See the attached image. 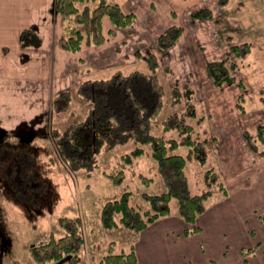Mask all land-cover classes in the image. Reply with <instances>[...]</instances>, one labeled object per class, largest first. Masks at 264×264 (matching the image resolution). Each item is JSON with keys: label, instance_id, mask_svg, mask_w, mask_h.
Segmentation results:
<instances>
[{"label": "rangeland", "instance_id": "obj_1", "mask_svg": "<svg viewBox=\"0 0 264 264\" xmlns=\"http://www.w3.org/2000/svg\"><path fill=\"white\" fill-rule=\"evenodd\" d=\"M237 1L231 0L232 8H229L231 11L235 9ZM241 1L251 3V12L248 8H245V10L248 11L247 15L252 14V18L248 16L244 18V12L235 16L232 15L230 10L224 8L217 9L216 6L214 8L202 7L208 8L212 12V17L205 20L211 21V25L207 23L210 30L205 28L207 25H202L193 16L194 12L202 8L196 9L191 14L183 17L182 12L172 4V26L180 27L181 35L168 50L156 49L153 46L154 39L164 33L160 30L156 31L157 34L152 33L151 39H147L148 44L144 41L142 44L138 43V40L135 39L127 48H119L118 46H111L108 41L104 42L109 44V47L111 46L110 49H107L110 53L109 64L108 62L107 64L101 63L103 55L99 60L98 54L92 56V60H87L89 53L86 51L91 50L86 48L92 45L86 43L82 46L85 51L81 49L78 52H72L62 49L66 52L80 53L78 54L80 64L79 68L76 69L77 73H75L73 79L70 78L69 82L64 84V86L69 85L66 90L74 93L71 107L68 110L54 111L52 101L58 93L44 99L45 110L47 111L45 113H43L44 108L42 107V110L38 108L37 112L34 110H29L24 114L14 110L10 112V109L6 107L8 101L5 100L6 106L0 107V126L10 133L11 140L15 137L27 139L22 134L14 136V129L17 126L18 129H21L22 126L19 128L21 122H29L33 118L41 117L37 127L40 125L43 127L34 130L33 136H28V139L35 146V151L33 153L28 151L31 163L30 167H27V172L29 180L31 177H35L36 182H42V186L45 183L51 185L55 193V201L52 207L43 206L40 208V212H34L25 205L20 204L14 197H10V201L0 198V220L4 231L11 240V245L1 256L0 264H71L67 260L39 262L34 258L31 251L33 244L45 241L51 233L62 234V230L58 225V218L63 215H80L84 221L83 230L86 241L82 259L78 264H99V259L107 253V244L113 240L117 243L116 252H121L123 249L128 251L137 238L140 237L141 231L130 230L124 226L106 230L100 223L99 210L102 204L107 199L119 196L124 191V187L133 191L135 202L141 200L143 191L160 192L164 189L162 178L158 173L157 163L149 152L137 157L131 163L122 160L121 155L134 147L133 141L116 145L113 148L105 145L99 154L100 165L91 173L82 169L72 171L61 158L52 130H62L70 123L78 122L87 116L90 104L76 93L78 85L84 79L108 77L117 70L124 72L135 69L151 71L153 69L151 66L156 63L155 71L166 87V101L163 110L154 121L152 131L166 137L176 135L175 132L164 130L160 122L169 113L184 109L183 101L177 104L171 102V88L179 89L182 93V99H184L185 86H189L193 90L194 100L197 103L196 128L201 132L202 138H208L209 149L213 142L211 138L214 136H212L208 118L214 117L210 122H214L213 126L220 125L218 128L222 127V132H226V130L221 125L225 122H232L236 130L243 131V136L245 130L254 132L258 125L264 124V0ZM223 14H226L228 18L224 17ZM196 23L198 24L196 25ZM132 28L133 26H130L124 28V30H118H123L121 32L122 37L129 38V41H131ZM110 36L115 35H109L108 38ZM124 38L122 39L124 40ZM241 42H248L251 45V52L244 59L234 57L231 52V45ZM149 53L152 54L148 58ZM224 59H227L230 73L236 79L218 86L208 74L207 63ZM232 63H234V67H232ZM85 66L94 67L95 70L87 74L84 72ZM71 69L66 68L60 72L55 66L54 71L49 75V81L53 84L55 79H65L71 73ZM23 70H25V73H31L32 70L42 72L43 67L40 63L33 62L26 64ZM207 75L214 89L212 94L207 91L212 89L211 86L204 82ZM207 94L209 96H206ZM26 100L30 101L27 97ZM39 100L41 98L37 99L38 102ZM16 104L21 105L22 103L18 100ZM219 106L222 108L220 109L221 116L217 114ZM242 109L245 111H242ZM200 116L202 119L197 121ZM219 117L222 119L220 120ZM28 124L32 126L33 123ZM23 129L28 131V129ZM248 148L255 154L256 159L258 157L263 158L254 152L249 145ZM179 151L184 154L187 153L184 147H181ZM237 156L241 157V155ZM237 158L235 157L233 163L231 162L228 167L226 162L223 165L226 164L225 167L231 168L233 172L241 168L246 169L247 166L244 165L243 160L236 161ZM222 167H220L219 161L212 153L209 154L205 164L194 159L190 160L187 166L188 184L191 193H201L206 189H211L212 195L208 200V205L213 204L217 207V210H210L207 213L206 210L204 212L206 214L200 218L198 225L201 227V234L187 239V241H197L195 242L197 245L201 243L197 250L194 248L192 251L195 264H206L204 258L207 256L213 258L214 262L212 264H226V257L222 255L223 237L221 231L224 228V231L228 229L226 237L227 242L230 243L227 259L236 263L240 262L238 247L241 245H245V247L254 246L256 241L261 239L264 231V222L259 219L260 215L263 214L262 209L264 206V167L258 166V169H254L252 176L247 177V186L241 185L231 178L227 179L223 174ZM119 168H123L126 172L125 181L122 185L115 184L104 173V171ZM207 168H214L223 174L221 179L225 181L229 189L231 187V198L224 204L219 203L220 198L225 196L224 192L218 184L212 186L208 184L205 178L204 172ZM250 171L251 169L247 170L248 173ZM139 173H145L155 177V179L151 185L146 186L140 179ZM255 208L256 211H253ZM176 211H178V202L174 198L171 200L170 214ZM244 227L254 228L257 232L255 237L248 235ZM224 244H226V241ZM155 245L154 239L149 243L150 247L147 246L149 255H151L152 246Z\"/></svg>", "mask_w": 264, "mask_h": 264}, {"label": "trees", "instance_id": "obj_2", "mask_svg": "<svg viewBox=\"0 0 264 264\" xmlns=\"http://www.w3.org/2000/svg\"><path fill=\"white\" fill-rule=\"evenodd\" d=\"M55 10L63 22L58 44L61 49L72 52L80 51L84 43L101 45L109 35H116L118 29L133 26L137 21L135 13L126 12L120 2L112 0H55ZM193 16L207 20L212 17V12L202 8ZM105 19H109L114 27L108 31V35L103 28ZM180 35V27L171 25L159 36L158 47L170 49ZM20 43L24 48H39L42 38L36 31L24 29ZM231 52L234 57L244 59L251 52V45L248 42L234 43ZM227 63V59L207 63L208 74L218 86L236 79ZM151 67V71L117 70L108 77L84 79L76 93L90 104L87 116L62 130L53 129V138L59 155L72 171L82 169L91 173L100 165L99 154L105 145L113 148L128 141H133L134 147L121 155L123 161L131 163L146 152L156 161L164 189L160 192L143 191L141 200L135 202L133 191L124 187L119 196L107 199L100 209V223L106 230L124 226L142 231L156 220L168 216L171 213V200L175 198L179 215L193 225L186 233H195L200 230L195 224L207 210L212 190L191 193L187 166L194 159L206 163L209 140L202 138L196 128L197 103L189 86H185L184 99L179 89L171 88V102L177 104L183 101L184 109L169 113L160 122L164 130L176 135L166 137L152 131L156 117L165 106L166 87L155 71L156 63ZM73 96L70 90L59 92L52 101L54 111L68 110ZM201 119L200 116L197 121ZM244 138L250 148L264 158V124L258 125L254 132L245 130ZM181 147L186 148V154L179 151ZM104 173L117 185L125 181L123 168ZM204 174L208 184H218L224 194H228V188L217 170L207 168ZM139 177L146 186L155 179L145 173H139ZM58 225L62 234L51 233L45 241L31 246L34 258L39 262L67 260L71 264L80 263L86 241L82 217L63 215L58 218ZM116 244L114 240L107 244V253L99 259V264H139L134 243L130 250L123 249L121 252L115 251ZM249 251L252 252L247 250L246 254Z\"/></svg>", "mask_w": 264, "mask_h": 264}, {"label": "crops", "instance_id": "obj_3", "mask_svg": "<svg viewBox=\"0 0 264 264\" xmlns=\"http://www.w3.org/2000/svg\"><path fill=\"white\" fill-rule=\"evenodd\" d=\"M112 1L120 2L126 12L135 13L137 17V22L132 28L133 31L131 33V41H129V38L125 39L122 37L121 32L124 29L118 30L115 36H110L108 38L107 41L110 42L111 46H118L119 48H127V46L132 44L135 39L138 40V43L142 44L144 41L148 44L149 42L147 39H151L152 33L157 34L156 31L158 30L165 32L169 26L172 25V4L182 12L183 17H186L187 14H191L194 10L205 6L208 8H214L216 6L217 9L224 8L226 10H230L232 8L231 0ZM250 4L251 3L249 2H242L241 0H238L235 9L230 11L232 12V15L235 16L244 12V18H246V16L252 18V14L247 15L248 11L245 10V8H248L249 12H251ZM223 16L228 18L226 14H223ZM196 19H198L197 21H199L202 25H207L205 28L210 30V27H208L209 25L207 24L209 23L211 25L210 20L205 21L199 18ZM197 24L198 23H196V25ZM103 28L106 35L110 29H113V24L109 19H105ZM24 29H32L33 31L39 33L42 38V45L39 48H24L21 45L20 37ZM62 30L63 22L61 16L56 13L55 0H0V107L6 106L5 100H7L8 103L6 107L10 109V112L14 110L24 114L29 110L37 112L36 110H38V108L41 110L44 108L45 110V98L47 99V97L52 96L54 93L57 94L68 88L69 85L67 84L64 86V84L68 83L70 78L73 79L75 73H77L76 69L79 68L80 64L78 54L80 53L66 52L60 49L58 46V39L62 34ZM194 36H196V34H194ZM121 37L124 38V40ZM158 38L159 36L154 39L153 46H155L156 49H160L157 43ZM187 42L192 44L194 43L189 41ZM111 46L109 47V44L104 43L102 45H94L86 48L91 50L86 51L89 53L87 60H92V56L98 54L99 60L103 55V61L101 63L107 64L108 62L109 64L110 53H108L107 49H110ZM84 49L85 48L83 47L82 51ZM33 62H36L37 64L40 63L43 67V71L37 72L36 70H32L31 73H25V70L23 69L26 64L28 65ZM55 66H57L60 72L66 68L72 69L71 73L68 74L65 79H55L52 84V82L49 81V75L52 71H54ZM92 70H95V68L90 66L84 67V72L87 74ZM204 82L212 88L208 75L205 77ZM213 90L214 89L212 88L210 91H207L212 94L214 93ZM206 96H209V94ZM26 97L30 99V101H27ZM22 98H24V100H22ZM39 98H41V100L38 102L37 99ZM18 100L22 103L21 105L16 104ZM220 109L222 108L219 106L217 108V114L219 116H221ZM44 110L43 113L47 112ZM40 118L41 117L33 118L29 122H21L19 124V128L22 126V130L18 129L17 126L14 131L22 133L24 131L23 128H25L34 134V130L41 129L43 127L41 125L37 127ZM213 118L214 117L208 118V122L210 124L209 127L211 129L212 136H214L212 138L210 137L213 142L209 149V154L212 153L213 156L217 158L220 163V167H222L225 162L228 167L231 162L233 163L235 157H238L236 161L243 160L244 165L247 166L244 170L241 168L240 170L233 172L231 168L225 167L226 164H224L221 169L227 179L231 178L232 180L237 181V183L247 186V177L249 178V175L252 176L254 169L258 166L264 167V159L260 157L256 159L257 157H255V154L248 148L247 141L242 134L243 131L240 132L236 130L232 122L223 123L221 126H223L226 132H222V127L218 128L220 125L216 124V126H213L212 124H214V122H210ZM221 119L222 118H220V120ZM28 123L33 124L31 126V124ZM237 155H241V157ZM248 169H251L249 173L247 172ZM223 174L220 173V175ZM227 188L228 194L220 198L221 200L219 203L221 204H224L231 198V187L230 189L229 187ZM210 210H217L216 205L211 204L208 206L206 213ZM253 211H256V208ZM262 211L263 214L260 215L259 219L261 222H264V206ZM206 213H203L198 217L195 225L199 226L198 222L200 218ZM192 226V224L186 222L179 215L178 211L172 212V214L162 217L150 224L146 229L140 232V237L137 238L134 243L139 258V264H195L192 251L194 248L197 250L201 243L197 245L195 244L197 241H187V239L201 234L202 230L199 226L200 230L198 232L186 233V230ZM224 229L221 231V235L223 237L222 255L226 257V264H264V231L262 232L261 239L257 240L254 246L245 247V245H241L238 247V257L240 262L236 263L227 259L228 252L230 250V243L227 242L226 237L228 229L225 231ZM244 229L248 235L255 237L257 232L254 228L244 227ZM154 239L156 245L152 246V249L150 250L151 255H149V249L147 248L150 247L149 243ZM225 241L226 244H224ZM247 250H251L252 252L249 251L246 254L245 251ZM252 259L254 261H251ZM204 262L206 264H212L214 260L213 258L207 256L204 258Z\"/></svg>", "mask_w": 264, "mask_h": 264}, {"label": "flooded vegetation", "instance_id": "obj_4", "mask_svg": "<svg viewBox=\"0 0 264 264\" xmlns=\"http://www.w3.org/2000/svg\"><path fill=\"white\" fill-rule=\"evenodd\" d=\"M21 134L27 139L15 137L11 140L10 133L0 126V198L10 201V197H14L20 204L40 212L43 206L52 207L55 193L49 183L42 186V182H36L35 177L29 180L27 167H30L31 159L28 151L33 153L35 146L28 136L31 137L33 133L24 130L13 135ZM10 245V237L0 220V259Z\"/></svg>", "mask_w": 264, "mask_h": 264}]
</instances>
